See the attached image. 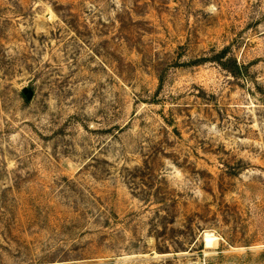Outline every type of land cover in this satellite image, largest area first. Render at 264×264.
Instances as JSON below:
<instances>
[{
	"label": "rangeland",
	"instance_id": "rangeland-1",
	"mask_svg": "<svg viewBox=\"0 0 264 264\" xmlns=\"http://www.w3.org/2000/svg\"><path fill=\"white\" fill-rule=\"evenodd\" d=\"M0 264H264V0H0Z\"/></svg>",
	"mask_w": 264,
	"mask_h": 264
},
{
	"label": "water",
	"instance_id": "water-1",
	"mask_svg": "<svg viewBox=\"0 0 264 264\" xmlns=\"http://www.w3.org/2000/svg\"><path fill=\"white\" fill-rule=\"evenodd\" d=\"M23 92L28 95V96H31V91L29 90V88H24L23 89Z\"/></svg>",
	"mask_w": 264,
	"mask_h": 264
},
{
	"label": "bare ground",
	"instance_id": "bare-ground-1",
	"mask_svg": "<svg viewBox=\"0 0 264 264\" xmlns=\"http://www.w3.org/2000/svg\"><path fill=\"white\" fill-rule=\"evenodd\" d=\"M214 237V236H213ZM213 239L211 238V234H207V243H211ZM207 246V245H206Z\"/></svg>",
	"mask_w": 264,
	"mask_h": 264
}]
</instances>
